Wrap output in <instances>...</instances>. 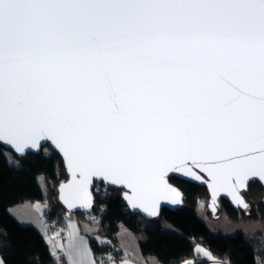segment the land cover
I'll use <instances>...</instances> for the list:
<instances>
[{
    "label": "snow or ice",
    "instance_id": "obj_1",
    "mask_svg": "<svg viewBox=\"0 0 264 264\" xmlns=\"http://www.w3.org/2000/svg\"><path fill=\"white\" fill-rule=\"evenodd\" d=\"M41 141L66 158L70 208L92 206L98 177L155 216L181 202L168 173L201 180L193 168L248 208L238 189L264 181V0H0V142Z\"/></svg>",
    "mask_w": 264,
    "mask_h": 264
},
{
    "label": "trees",
    "instance_id": "obj_2",
    "mask_svg": "<svg viewBox=\"0 0 264 264\" xmlns=\"http://www.w3.org/2000/svg\"><path fill=\"white\" fill-rule=\"evenodd\" d=\"M5 149L0 144L1 258L4 264H59L44 235L35 226L20 223L9 209L24 202L46 200L51 206L46 221L49 225L53 223L50 226L63 224L67 211L58 201V186L63 181L60 173L65 169L63 159L53 149L47 152L43 148L38 154L18 156L13 153L18 161V165H13L4 155ZM171 182L183 192L184 206L177 210L163 209L161 218L154 221L133 213L123 199V190H106L97 184L91 211L101 216V232L115 240L120 227L125 226L139 238L142 253L156 257L162 264H182L197 259L198 246L229 264H264V234L228 236L212 232L197 210L200 202L209 200L208 189L176 177ZM245 197L256 204L258 219L264 222V187L257 181L252 182ZM221 210L233 222L248 217L245 211L236 210L227 200L221 201ZM71 214L82 220L87 217L84 212ZM165 223L173 225L177 231H166ZM92 246L100 259L119 251H112V247L99 245L97 241H93Z\"/></svg>",
    "mask_w": 264,
    "mask_h": 264
},
{
    "label": "crops",
    "instance_id": "obj_3",
    "mask_svg": "<svg viewBox=\"0 0 264 264\" xmlns=\"http://www.w3.org/2000/svg\"><path fill=\"white\" fill-rule=\"evenodd\" d=\"M32 208L33 205L31 203H25L10 207L9 210L20 223L27 225L28 222L32 221L29 216V213L33 212ZM50 208V205L46 207V209ZM45 218H43L42 225H35V227L44 235L51 253L58 260L59 264H79L80 261H83V264H90L92 261L95 264H102L99 262L93 249V241H97L99 245L112 247V251L119 250L123 254L122 258L113 260L110 258L111 253L108 255L109 259L103 264H162L156 257L145 256L142 253L139 238L125 226L120 227L115 240H113L101 232V226H91L93 224L89 223L86 219L82 220L76 217V215L70 214L62 223L67 225L66 227L70 230L71 236L68 239H64L56 231L49 232L50 225L53 223L45 226L49 224ZM200 249L204 251L201 252ZM196 250L198 253L197 259H189L182 264H189V262L191 264H229L214 256L210 250L204 247L198 246ZM204 253H208L209 255H205ZM0 261L3 262L1 255Z\"/></svg>",
    "mask_w": 264,
    "mask_h": 264
},
{
    "label": "water",
    "instance_id": "obj_4",
    "mask_svg": "<svg viewBox=\"0 0 264 264\" xmlns=\"http://www.w3.org/2000/svg\"><path fill=\"white\" fill-rule=\"evenodd\" d=\"M40 143H41V147L39 149H29V150H26V153L24 155H19L14 151L12 146L5 145L2 142H0V144L4 148L11 150L13 153H15L18 156H25V155L30 154V153L38 154L42 151L43 148L48 147V146L51 147L54 151H56L61 156V158L63 159V162H64V166H65L68 178L61 181L59 186H58V201L67 211V216H70L71 213L90 212L95 205V196H94L93 190H94L95 185L97 183H101L105 186H108L111 189L123 190L124 191L123 192V199H124L125 203L128 205L129 209L133 213L141 215L146 220H151V221L158 220L159 218H161V213H162L163 209L177 210V209H180L184 206L185 196H184L183 192L176 185H174L171 182V179L173 177H176V178H179L181 180L188 181L191 183H195V184L202 186V187H206L208 189V192H209L208 207H210V209L212 210V212L216 216H217V214H219V211L221 209V201L222 200L229 201L236 210L245 211V209H246L243 207V205L237 204L233 200L232 196L230 194H228L227 192L221 191V192H218L216 196H213L212 195V188L210 187V185L212 183V178L210 176H208V174L206 172H202L198 168H193V171L196 172L197 175H200L202 177L201 180H195L192 177H186L182 173H171V172L168 173V176L166 177L168 180V183H169V185L176 188L181 193V198H180L181 202L180 203H172L171 200H169V199H161L159 201V205H158V214L155 216L149 215V213L145 212L143 210V208H133L132 207L131 202L127 199V196H130L132 194L131 189L127 188L124 185L111 184L109 181L101 180L98 177H93L92 183L89 185V192L91 193V196H92V206L91 207H80L79 204H77L76 206H73L70 208L64 202L65 193L63 191L64 185L71 183V179H72L71 171L67 168V165H66V158L63 156V153H61L57 148H55V146L52 144L51 141H41ZM254 181L259 182L264 187V181H261L258 177H253L247 181V187L246 188L238 189L239 196L243 198V200L246 204H248L250 202L245 197V193L248 191L249 185Z\"/></svg>",
    "mask_w": 264,
    "mask_h": 264
},
{
    "label": "rangeland",
    "instance_id": "obj_5",
    "mask_svg": "<svg viewBox=\"0 0 264 264\" xmlns=\"http://www.w3.org/2000/svg\"><path fill=\"white\" fill-rule=\"evenodd\" d=\"M51 147H45V150L47 152L51 151ZM5 152L8 153L13 160L16 161V158L13 155V152L9 149H5ZM16 165V164H13ZM65 168V167H64ZM61 175V179H67L68 175L65 169H63L60 173ZM41 184L45 186V181L44 179H41ZM54 188H56L55 185H53ZM45 189V188H44ZM56 190V189H55ZM25 203H31L33 205V212L29 213L30 215V219L32 221L28 222L27 225H42L43 224V218H45L46 214L48 211H50V209H46V207H48L49 205H47V201L43 200V201H36V202H24V203H20L17 205H22ZM208 200L207 203L204 202H200L197 210L199 213L200 218L208 225V227L210 228V230L214 233H222L228 236L231 235H236L238 233H245V234H251V235H255L256 233H262L264 234V231H262L264 229V222H262L261 220H259V215H258V210L256 207V204L251 202L248 203V208L245 209V212L248 214V217L246 220L240 221V222H233L231 220H229L222 212V210L220 209V213L217 214V216L212 212V210L210 209V207H208ZM88 212H85V214H87ZM43 216V217H42ZM66 217L67 214H66ZM86 218V217H85ZM46 219V218H45ZM45 222V221H44ZM64 225H66L65 223H63ZM49 224L45 225L48 226ZM53 226V225H52ZM67 226V225H66ZM91 226H100L99 224H93ZM165 227V230L168 232H176L177 229L168 223H165L163 225ZM262 231V232H261Z\"/></svg>",
    "mask_w": 264,
    "mask_h": 264
},
{
    "label": "built area",
    "instance_id": "obj_6",
    "mask_svg": "<svg viewBox=\"0 0 264 264\" xmlns=\"http://www.w3.org/2000/svg\"><path fill=\"white\" fill-rule=\"evenodd\" d=\"M97 184L102 185V188H104L106 190L111 189L108 186H105L101 183H97ZM97 184L95 185L93 193L96 192V190H97ZM85 219L91 224H101V216L98 214L92 213V211L87 213V217ZM53 231H56L59 234V236H61L64 239H68L71 236L70 230L64 224H57L54 226H50L49 232H53ZM122 256H123V254L120 251H118V252L111 254L110 258H112L114 260V259L122 258ZM98 259H99V262L103 264L109 259V257L108 258L104 257L103 259L98 258Z\"/></svg>",
    "mask_w": 264,
    "mask_h": 264
}]
</instances>
